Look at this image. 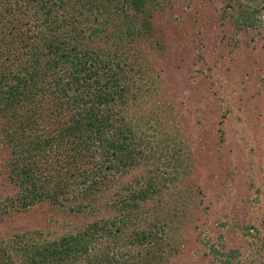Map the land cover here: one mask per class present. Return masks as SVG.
Instances as JSON below:
<instances>
[{
	"label": "rangeland",
	"instance_id": "1",
	"mask_svg": "<svg viewBox=\"0 0 264 264\" xmlns=\"http://www.w3.org/2000/svg\"><path fill=\"white\" fill-rule=\"evenodd\" d=\"M160 2L147 17L141 53L124 59L133 62L125 86L137 78L146 85L139 101L125 99L119 108L130 127L145 122L139 162L83 213L76 208L83 201L15 208L21 188L10 177L22 179L24 166L31 175L68 172L70 156L57 148L25 156L11 173L8 118L0 123V242L18 233L31 246L72 240L98 223L88 252L67 264H264V0ZM247 8L259 18L257 28L237 21ZM24 18L35 22L31 13ZM25 23L9 36L0 30V39L7 37L0 41L5 89L18 70L26 76L22 70L35 66L42 50L30 48ZM142 188L155 190L154 198L120 214L116 205ZM13 255L2 262L11 264Z\"/></svg>",
	"mask_w": 264,
	"mask_h": 264
},
{
	"label": "trees",
	"instance_id": "2",
	"mask_svg": "<svg viewBox=\"0 0 264 264\" xmlns=\"http://www.w3.org/2000/svg\"><path fill=\"white\" fill-rule=\"evenodd\" d=\"M0 4H6L0 15V30L9 36L25 20L30 48L36 53L42 46L34 60L36 65L22 70L26 76L19 70L12 74L15 83L7 89L2 86L5 77L0 78V123L8 118L14 121L6 125V132L3 129L10 149L8 168L11 173L19 171L25 156L27 160L33 155L40 158L51 155L55 148L70 156L63 166L68 172L46 168L49 172L45 175L32 176L27 164L31 169L24 166L22 179L10 177V182L21 188L13 198L14 207L29 209L44 202L63 205L83 201L76 206L83 213L98 199L102 188L111 187L117 174H126L139 162L136 157L142 154L140 145L148 143L146 134H140L145 122L130 127L119 108L125 99L136 103L146 92L144 81L138 78L132 80V86H125V72L133 62L124 59L141 53L137 46L151 30L147 17L152 19L161 2L0 0ZM246 11L247 17L238 15L237 21L244 29L257 28L259 18L248 8ZM29 13L35 22L24 18ZM68 28L73 29V36ZM154 192L145 188L136 191L134 199L129 201V197L116 205L117 211L129 214L133 205L136 209L145 207ZM100 230L98 223H92L72 240L60 238L34 246L25 242L26 234H13L9 241L0 242V264H8L2 259L13 254L11 264H67L88 252L90 238Z\"/></svg>",
	"mask_w": 264,
	"mask_h": 264
}]
</instances>
